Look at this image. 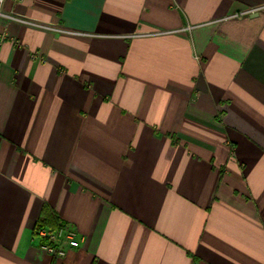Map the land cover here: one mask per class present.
Listing matches in <instances>:
<instances>
[{"label": "crops", "instance_id": "crops-1", "mask_svg": "<svg viewBox=\"0 0 264 264\" xmlns=\"http://www.w3.org/2000/svg\"><path fill=\"white\" fill-rule=\"evenodd\" d=\"M4 9L0 264H264V0Z\"/></svg>", "mask_w": 264, "mask_h": 264}, {"label": "built area", "instance_id": "built-area-1", "mask_svg": "<svg viewBox=\"0 0 264 264\" xmlns=\"http://www.w3.org/2000/svg\"><path fill=\"white\" fill-rule=\"evenodd\" d=\"M7 0H0V21L4 19L8 22L16 21L21 23H27L32 25H37L35 21H32L24 16L17 13H8L5 11L4 7ZM257 9H249L239 13L240 16L249 15L254 13ZM6 39V34L0 33V48ZM35 59H39L37 54L32 56ZM35 236L41 239L42 249L49 254L54 255L57 258H63L66 254L64 245H68L71 248L78 247L80 244V239L77 237V233L64 224L58 225L56 228L39 227L35 230Z\"/></svg>", "mask_w": 264, "mask_h": 264}, {"label": "trees", "instance_id": "trees-1", "mask_svg": "<svg viewBox=\"0 0 264 264\" xmlns=\"http://www.w3.org/2000/svg\"><path fill=\"white\" fill-rule=\"evenodd\" d=\"M39 227H44V224H43L42 222H39V223L37 224V226L35 227V230H36L37 228H39ZM34 233H35V231H34Z\"/></svg>", "mask_w": 264, "mask_h": 264}]
</instances>
